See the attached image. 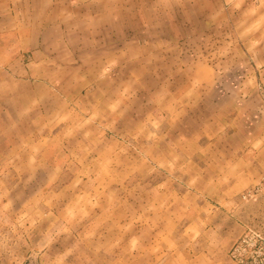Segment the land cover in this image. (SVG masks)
I'll return each instance as SVG.
<instances>
[{"label":"crops","instance_id":"1","mask_svg":"<svg viewBox=\"0 0 264 264\" xmlns=\"http://www.w3.org/2000/svg\"><path fill=\"white\" fill-rule=\"evenodd\" d=\"M103 1L0 0V58L6 59L0 63V130L8 128L13 131L14 123L29 121L30 89L36 86L31 83L30 65L24 62V57L30 51L31 41L38 42L39 39L41 42L43 39L39 36L31 40V9L47 10L49 19L46 24L50 26L78 25L83 12L86 26H93L98 20L94 17V10L122 11V18L118 14L117 22L113 23L120 25L121 20L125 25V0ZM43 3L45 7L41 6ZM141 7L137 5L135 9ZM159 11L161 15L149 18L150 27H157L156 33H151L146 40H139L140 44L150 43L144 56L150 60V70L145 74L149 79L141 77L135 83L136 90L149 92V104L140 103L141 106L142 103L149 105L148 119L142 120L134 115V121L127 120L126 104H121L125 107L123 115L114 118L103 99L92 98L87 102L89 108L101 106L99 112L91 111L93 116L89 120L94 131L93 153L98 164L95 170L103 175L104 171L114 170L115 163L122 170L131 169L144 156L142 163L149 166L150 173L164 175L155 182H146L154 179V175L143 176L145 172L139 168L136 175L141 177L130 182L117 199L125 219L134 224L132 241L135 251L126 250L125 259L133 254V259H142L140 264H146L141 252L147 244L153 251L146 257L151 264H235L227 258V249L219 239L221 234L214 229L215 226L207 225L206 220L209 215L216 216L220 207L226 208L229 217H233V241L244 220L254 222L248 214L241 217L237 210L238 194L255 182L254 144L258 139L253 132L252 114L241 116L239 130L233 131V73L237 74L236 64L233 70V54L237 50L233 51V47L239 44L249 46V50H242L250 64L249 67L246 65L247 75L264 74V0H166L165 3L150 4V13ZM139 16V26L146 25V19ZM233 28H245V37L233 36ZM90 39L92 44L105 42L93 34ZM210 48L211 51L207 50ZM51 57L56 58L46 47L39 59L47 66L51 64ZM121 77L117 82L98 81L87 90L93 91L92 94L103 91V88L120 92L123 88L125 90V82L122 83L124 73ZM38 84L45 85L40 80ZM261 102L264 107V100ZM132 121L135 129L132 139L140 147L134 161L127 160L125 143L119 135L126 134L127 127L133 125ZM110 125L117 129L114 135L107 133ZM40 128L37 127L36 133ZM32 135L38 138L36 134ZM41 138L28 144L30 150L39 145ZM141 138L149 147L142 145ZM260 145L258 154L264 156V131ZM207 147L214 154V163L220 166H207L204 153ZM73 151L76 157L81 155V151ZM42 153L44 150L38 149L36 156L41 168L47 170L45 172L67 168L51 165L46 159L43 161ZM261 161L264 164V158ZM175 171L182 173L176 178L172 175ZM122 173L118 171L110 182H106L108 177L103 179L96 174L98 177L91 176L90 182L81 184L87 191L97 189L93 197L96 205L92 203L93 207L89 205L82 213L77 209L81 220L89 221L102 211L101 197L119 185L113 179H120ZM43 176L46 182L38 184L54 183L48 182L47 175ZM206 178L210 182H205ZM148 184L155 194L149 200L145 199L144 192ZM194 205L198 208L196 223L189 216ZM261 224L263 227L264 222ZM206 236H213L214 240L207 242Z\"/></svg>","mask_w":264,"mask_h":264},{"label":"rangeland","instance_id":"2","mask_svg":"<svg viewBox=\"0 0 264 264\" xmlns=\"http://www.w3.org/2000/svg\"><path fill=\"white\" fill-rule=\"evenodd\" d=\"M95 2L104 1L95 0ZM125 2V25L121 24V20L120 25L115 24L118 14L122 18V11L94 10V17L98 20L94 21L93 26H86L84 12L79 16L78 25L50 26L46 24L49 19L47 10L31 9L29 26L31 40H36L40 38L39 36L43 39L41 42L39 39L38 42L31 41L30 51L24 57V62L30 65L31 83L36 86L35 89H30L29 121L14 123L13 131L8 128L0 130V264H140L142 262V259H133V254L127 255L128 259H125L126 250L135 251L132 241L134 224L125 219L117 199L130 182L141 177L136 175V172L140 171L139 168L145 172L143 176L154 175H152L154 179L150 181L148 179L146 182H155L164 175L150 173L149 166L142 163L144 156L131 166V169L122 170L120 165L115 163L114 170L104 171V176L100 172L96 173L98 164L93 153L95 140L92 141L94 131L91 130L89 120L91 121L93 116L91 111L99 112L101 106L98 108L87 106L88 100L92 98L103 99V102L110 106L107 110L114 118H117L118 114L123 115V109L126 107L127 120L134 121V115L139 119L142 117V120L148 119L149 92L136 90L135 83L137 79L139 82L141 77L149 79V75L145 74L150 70V60L144 56L149 51L150 43L140 44L139 40L140 38L146 40L151 33H156L157 27H150L149 18L162 14L161 11L150 13V4L165 3L166 0H125ZM45 5L43 3L41 6L45 7ZM137 5H142L140 10L139 6L138 10L135 9ZM139 15L142 19H146V25L139 26L137 23L140 19ZM245 33V28H233L235 37L243 38ZM92 34L102 37L105 42L92 44L90 39ZM46 47L49 54L56 56L50 58L51 64L47 66L39 59ZM248 47L245 44L233 47V51L237 50V53L233 54V70H235L234 64L237 66V74L233 73V131L237 128L239 130L241 116L252 114L253 132L255 139H258L254 144L255 182L253 186L238 194L237 210L241 217L248 214L254 222L244 220L241 231L233 241V217H229L226 208L220 207L216 216L209 215L206 220L207 225L215 226L214 229L221 234L219 239L221 245L227 249L228 259L231 246L247 228L264 231V226L260 225V222H264V164L261 161L264 156L258 154L264 131V107L261 102L264 100V85L262 86L264 74L245 73L246 65L249 67L250 64L242 50H249ZM211 48L207 50L211 51ZM5 61V58H0V63ZM121 73H124L122 83L125 82V90L123 88L120 92L107 91L103 88V91H94L93 94V91L87 90L98 81L117 82L118 78L123 77ZM39 80L45 85L38 84ZM141 101L148 104L142 103L141 106ZM121 104L126 105L123 107ZM133 121V125L127 127L126 134L123 132L119 134L120 139L125 143L126 158L131 161L137 158L136 152L140 150L132 139L135 130ZM38 126L41 127L38 130L39 134L35 131ZM109 127L110 131L106 132L114 135L117 129H113L111 125ZM32 134L42 138L39 145L30 150L28 144L38 139ZM19 137H29V139L21 141ZM141 139L144 145L145 142L143 138ZM141 139H138V142L141 143ZM22 142L24 145H21ZM144 146L149 147L147 144ZM38 149L42 152L44 150L41 156L43 161L46 159L51 165H58L59 168L63 165L67 168L59 169L57 172H45L47 170L41 168L42 164L41 166L38 164L36 156ZM73 150L81 151V155L76 157ZM209 150L207 147L204 151L207 166H220L217 162L214 163V154ZM215 157L217 158V155ZM154 160L156 161V158ZM118 171L123 173L119 175L120 179H113V182L116 180L119 185H115L100 199L102 211L89 221L81 220L80 215H77V209L82 213L89 205L92 207L96 205L93 197L97 192L96 188L93 192L87 191L81 184L90 182L91 176H99L103 179L108 177L106 182H110L117 176ZM181 173L182 171H175L171 174L177 178ZM44 174L50 180L48 182L54 183L47 186L38 184L46 182ZM208 178L205 182H210ZM218 181L223 182L222 179ZM149 185L144 188L147 200L155 195ZM248 192L250 196L243 198ZM208 194L212 193L208 192ZM98 208L96 207L97 210ZM197 209V205H194L189 214L190 219L195 223ZM205 238L207 242L214 240L213 236ZM145 246L147 248L143 247L144 251L141 255L144 256L143 260H146V264H149L146 257L153 251L147 244ZM97 254L102 255L104 259Z\"/></svg>","mask_w":264,"mask_h":264},{"label":"built area","instance_id":"3","mask_svg":"<svg viewBox=\"0 0 264 264\" xmlns=\"http://www.w3.org/2000/svg\"><path fill=\"white\" fill-rule=\"evenodd\" d=\"M228 257L235 264H264V231L247 228L231 246Z\"/></svg>","mask_w":264,"mask_h":264}]
</instances>
